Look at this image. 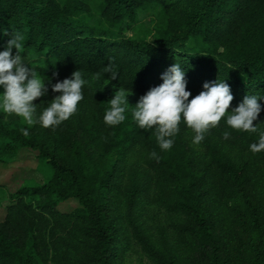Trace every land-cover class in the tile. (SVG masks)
<instances>
[{
	"label": "trees",
	"instance_id": "16d2710c",
	"mask_svg": "<svg viewBox=\"0 0 264 264\" xmlns=\"http://www.w3.org/2000/svg\"><path fill=\"white\" fill-rule=\"evenodd\" d=\"M11 34L44 80L78 70L86 83L77 111L55 128L0 110V160L25 147L53 170L11 195L0 264H125L134 246L154 264H264V151L249 150L258 132L233 130L225 117L194 144L181 121L161 151L155 128L131 118L175 62L192 96L217 79L230 85L229 110L246 94L264 96V0H0V50ZM121 88L126 119L107 126L104 110ZM55 95L49 85L33 103ZM260 103L253 124L264 130ZM75 201L73 211L58 209ZM153 210L178 221L174 245L155 239Z\"/></svg>",
	"mask_w": 264,
	"mask_h": 264
},
{
	"label": "clouds",
	"instance_id": "9594fccd",
	"mask_svg": "<svg viewBox=\"0 0 264 264\" xmlns=\"http://www.w3.org/2000/svg\"><path fill=\"white\" fill-rule=\"evenodd\" d=\"M21 40L20 34H11L3 50H0V110L22 117L29 125L38 123L44 128H55L77 111L79 102L84 98L82 88L86 82L78 70L62 81L52 83L51 78L44 80L29 67L30 63L22 55ZM185 74L179 63L170 65L161 74L162 83L150 88L131 110V118L139 128H155L156 143L161 151L173 147L181 121L194 132L192 142L199 144L204 134L217 127L225 117L226 125L233 130L258 132V141L251 143L249 150L253 153L264 151V130L258 129L259 124H253L259 118L262 110L260 101L264 100V96L246 94L238 106L229 110L234 97L225 80L205 82L203 90L192 96L186 90L188 82ZM117 78L118 73L112 72L111 81ZM49 85L51 92L58 95L46 106L44 101L33 103L49 94ZM128 95L127 90L121 88L109 100V107L103 115L107 126H117L125 121ZM37 105H43L38 115ZM23 134L27 136L28 131L24 130ZM229 136L230 132L223 133L224 139ZM150 156L158 158L155 151Z\"/></svg>",
	"mask_w": 264,
	"mask_h": 264
},
{
	"label": "rangeland",
	"instance_id": "374dc122",
	"mask_svg": "<svg viewBox=\"0 0 264 264\" xmlns=\"http://www.w3.org/2000/svg\"><path fill=\"white\" fill-rule=\"evenodd\" d=\"M131 32L129 36H132ZM24 124L29 127L34 125L27 124L20 117ZM4 156V155H2ZM1 157V156H0ZM53 175V170L47 160L41 158L33 149L22 147L18 152L6 159L0 160V222L5 219L7 209L12 204L11 195L24 187L34 188L48 181ZM77 202H63L58 206L60 211H73L77 208ZM149 217V224L155 227V239L165 237L171 243H175L177 233L173 221L167 217L165 211L153 210ZM164 233L165 236L161 235ZM184 257H187L185 255ZM125 264H154L138 246L125 256Z\"/></svg>",
	"mask_w": 264,
	"mask_h": 264
}]
</instances>
